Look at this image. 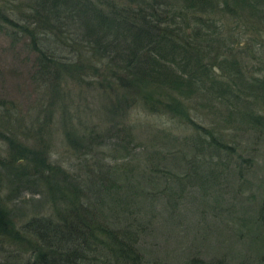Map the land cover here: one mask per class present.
Listing matches in <instances>:
<instances>
[{
    "label": "trees",
    "instance_id": "16d2710c",
    "mask_svg": "<svg viewBox=\"0 0 264 264\" xmlns=\"http://www.w3.org/2000/svg\"><path fill=\"white\" fill-rule=\"evenodd\" d=\"M122 1L20 0L22 5L9 7L0 0L1 21L18 26L11 15H21L19 27L30 35L37 65L60 106L58 122L66 142L91 150L109 131L101 128L103 122L89 125L69 112L74 97L67 83L73 78L99 94L100 114L118 116L117 129L125 135L132 136L134 125L123 123L138 104L152 113L170 114L196 132L190 137V154L181 150L180 157L178 152L177 163L172 152L154 159H170L182 175L155 165L149 155V172L162 175L167 187L160 196L172 183L203 189L207 179L215 189L220 172L244 175L241 166L231 169L222 160L224 153L233 154L234 146L221 125L264 136V75L247 61L256 50L243 43L244 29L235 31L230 24L247 22L251 31L264 35V0ZM227 18L229 25L224 24ZM200 106L217 112L222 123L204 127L203 120L196 121L193 109ZM9 147L12 154L34 155L53 216L36 215L18 227L0 195V242L16 247L0 264H146L139 246L145 230L140 216L149 191L133 185L126 166L99 164L97 171L78 179L46 160L45 150L30 151L12 139ZM141 176L145 185L154 178ZM173 193L174 187L166 194L169 201ZM261 198L248 227L254 254L238 264H264V241L257 245L264 239V193Z\"/></svg>",
    "mask_w": 264,
    "mask_h": 264
},
{
    "label": "rangeland",
    "instance_id": "374dc122",
    "mask_svg": "<svg viewBox=\"0 0 264 264\" xmlns=\"http://www.w3.org/2000/svg\"><path fill=\"white\" fill-rule=\"evenodd\" d=\"M2 1L9 7L22 5L20 0ZM22 8L27 6L23 4ZM11 17L18 20V26L0 20V195L14 224L21 227L27 219L52 215L53 211L47 199L48 191L42 186L45 184L32 159L34 155L27 151L12 154L11 139L30 151L34 148L45 150L48 152L46 160L57 163L78 179L85 177L87 172L90 175L97 171L99 164L126 166L128 174L134 177L133 185H141L149 191L148 200L142 204L143 214L140 213L145 230L139 246L146 264H188L192 257L198 258L195 264H202L201 259L219 264H238L250 259L255 247L250 242L254 236L248 234V227L264 193V136H258L255 131L238 132L222 124L225 139L234 146L233 154L224 153L222 160L228 162L231 169L234 164L236 169L241 166L244 175L239 177L236 172L232 177L220 172L213 182L215 189L210 188L213 184L209 186L211 182L207 179L203 189L194 183L181 181L180 187L172 183L165 190L167 194L172 187L175 189L173 200L169 201L166 194L160 196L161 189L167 188L163 177L160 178L162 175L154 177L149 172V155L155 165L161 163L160 168H173L175 174L182 175L181 169L174 167L173 162L169 163L170 159H164V162L154 159L172 152L174 163H177L181 150L190 154V137L197 135L196 132L170 114L152 113L138 104L131 110V116L121 122L125 126L134 125L132 136L125 135L117 129L118 116H108L103 109L105 115L100 114L99 94L72 78L67 83L74 97V101L69 99V112L83 116L89 125L103 122L101 128L107 127L109 131L96 140L91 150L77 143L68 144L58 122L60 106L50 94L46 78L37 65L38 55L31 49L30 35L20 29L23 25L19 20L21 15ZM224 20L227 25L232 22L229 18ZM245 23L234 22L230 26L235 31L244 29L243 43L250 42L255 54L261 55L259 60L254 54V58H247V61L259 67L256 74L262 76L264 35L254 33L249 29L250 23ZM192 116L196 121L203 120L204 127L223 121L218 119L217 112L201 106L193 109ZM142 174L154 177L150 184L142 183ZM263 241V238L259 239L258 248ZM15 248L0 242V262L5 261L7 254Z\"/></svg>",
    "mask_w": 264,
    "mask_h": 264
}]
</instances>
